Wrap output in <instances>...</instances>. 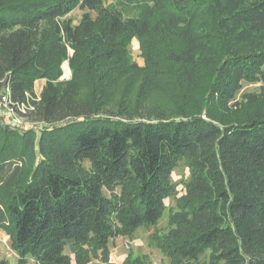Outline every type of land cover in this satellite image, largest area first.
Returning a JSON list of instances; mask_svg holds the SVG:
<instances>
[{
  "label": "trees",
  "instance_id": "obj_1",
  "mask_svg": "<svg viewBox=\"0 0 264 264\" xmlns=\"http://www.w3.org/2000/svg\"><path fill=\"white\" fill-rule=\"evenodd\" d=\"M0 92L31 123L0 116L14 264H150L112 262L109 243L156 227L170 197L149 235L169 264H264V0H0ZM154 92L174 107L142 106Z\"/></svg>",
  "mask_w": 264,
  "mask_h": 264
},
{
  "label": "rangeland",
  "instance_id": "obj_2",
  "mask_svg": "<svg viewBox=\"0 0 264 264\" xmlns=\"http://www.w3.org/2000/svg\"><path fill=\"white\" fill-rule=\"evenodd\" d=\"M114 1L115 0H107V2H114ZM81 15H82V10L76 7L67 15V17H69L73 21V23H77ZM128 48L130 51V56H131L132 61L142 66L143 57L140 54L138 39L133 38ZM62 68H63V74L60 77V80L69 79L71 76V71H70L67 61L63 63ZM43 82H44L43 80H39L37 81V83H35L36 93L40 89L41 84H43ZM123 88H124V85L121 82V85L116 87V89L113 92L112 105L114 109H116V107L118 106V103L120 101V97L122 94L121 91ZM138 89L140 90L139 82L135 83L132 86L131 91L128 93V96H126L127 101H128V102L126 101L128 107L136 106V101H140V99H138L137 97ZM254 90H256V85L243 83L242 88L236 94V100H240L243 94L254 91ZM0 94L2 93L0 92ZM1 101L2 99H0V102ZM126 102H123V103H126ZM141 105L144 106L145 108H150V110L151 109L153 110L154 109H168L169 110L174 107L173 103H171L169 99L166 98L164 95H162L160 92H154L150 94L148 97L145 98V101ZM0 113H3V115L7 117L8 119L13 118L14 120L15 119L20 120L19 118H21L19 115L15 114L13 111H10L9 108L4 105H0ZM2 118L4 119V117ZM30 125L31 123H29L28 121H25L23 124V127H29ZM32 127L37 129L38 124L34 123ZM188 175H189L188 168L186 167L183 161H180L178 166L172 172V181L176 185L178 196L182 194L184 191L183 185H184V181L187 180ZM165 203L167 205V208L165 209L160 220L157 222L156 227L140 226L136 229L132 238L117 237L109 243L110 260L112 262H115V263L122 262L123 259L126 257L127 253L131 252L133 256H139V255L146 254L148 256L150 264H169L168 258L164 257L162 253L160 252V250L156 246L151 244L149 241V235L150 233L154 231V228L163 230L167 227L168 209L175 207V199L172 197L167 198L165 200ZM0 258L7 260L10 264H14L17 260V254L12 249V246H11L10 235L6 233L5 231H3L2 229H0ZM71 264H74L73 260Z\"/></svg>",
  "mask_w": 264,
  "mask_h": 264
},
{
  "label": "built area",
  "instance_id": "obj_3",
  "mask_svg": "<svg viewBox=\"0 0 264 264\" xmlns=\"http://www.w3.org/2000/svg\"><path fill=\"white\" fill-rule=\"evenodd\" d=\"M0 99H2V101L0 102V105H4V106H7L9 108L10 111H13L15 114L19 115L21 118H19L20 120H17V119H8L7 117H5L3 115V113H0V116L4 117L8 123L12 124V125H18V126H23L25 120L23 119L22 115H20L19 113L15 112L14 108H11L8 104V100H7V97H6V94L5 93H2L0 94ZM18 110L21 112V113H24L25 112V109L23 108V106H19ZM7 115V114H6ZM24 121V122H23Z\"/></svg>",
  "mask_w": 264,
  "mask_h": 264
},
{
  "label": "crops",
  "instance_id": "obj_4",
  "mask_svg": "<svg viewBox=\"0 0 264 264\" xmlns=\"http://www.w3.org/2000/svg\"><path fill=\"white\" fill-rule=\"evenodd\" d=\"M37 81H39V80H37ZM37 81H36L35 83H37ZM42 86H43V84H41V87H40V89L38 90L37 94H39V92H40Z\"/></svg>",
  "mask_w": 264,
  "mask_h": 264
}]
</instances>
